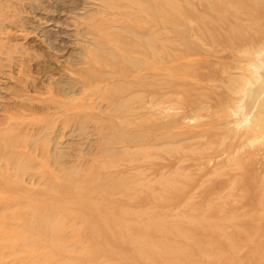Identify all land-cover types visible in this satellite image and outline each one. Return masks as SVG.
I'll return each mask as SVG.
<instances>
[{
    "label": "rangeland",
    "instance_id": "obj_1",
    "mask_svg": "<svg viewBox=\"0 0 264 264\" xmlns=\"http://www.w3.org/2000/svg\"><path fill=\"white\" fill-rule=\"evenodd\" d=\"M180 1L0 0V264H264V0Z\"/></svg>",
    "mask_w": 264,
    "mask_h": 264
},
{
    "label": "bare ground",
    "instance_id": "obj_2",
    "mask_svg": "<svg viewBox=\"0 0 264 264\" xmlns=\"http://www.w3.org/2000/svg\"><path fill=\"white\" fill-rule=\"evenodd\" d=\"M172 1H174V0H172ZM183 3H185V4H189V1L190 0H181ZM180 1V2H181ZM232 1H238L239 3H243V4H247L249 1H251V0H212V4H211V2H210V0H200V2H201V4L203 3V5L204 4H206L205 5V8H206V10L208 9V10H213L215 7H213V5L214 6H216L218 9H219V7H220V4L223 2V3H229V2H232ZM250 7V6H249ZM254 7H256V6H254ZM261 7V6H260ZM216 8V9H217ZM253 8V7H252ZM124 10V9H123ZM207 10V11H208ZM263 11V14H264V9H262ZM153 17H154V14H153ZM152 20H154L155 21V18H152ZM259 51V50H258ZM236 52V51H235ZM263 52H264V50H263ZM261 53V52H260ZM249 54V53H248ZM263 54V53H262ZM259 58V57H258ZM257 59V58H256ZM260 59V58H259ZM258 60V59H257ZM260 62V61H259ZM254 65V64H253ZM255 66V65H254ZM257 67H259V66H257ZM264 68V67H263ZM261 69V68H260ZM258 73V72H257ZM263 73V72H262ZM264 75V74H263ZM260 76V75H259ZM258 78V77H257ZM263 79H264V76H263ZM255 82H256V80H255ZM261 83V82H260ZM252 85V84H251ZM254 85V84H253ZM256 86V85H255ZM257 89H258V87H257ZM256 90V89H255ZM252 91H253V88H252ZM254 92H256V91H254ZM258 93L259 94H263L264 93V80L262 81V83H261V89H259V91H258ZM251 94V93H250ZM250 95H248L247 97H249ZM255 96V95H254ZM250 98V97H249ZM258 98V95H256L255 96V99H257ZM260 99H261V97H260ZM262 100V99H261ZM252 101H253V99H252ZM264 103V102H263ZM250 106H251V104H250ZM262 106H264L263 104H262ZM256 107H257V104H256ZM251 108V107H250ZM253 108V107H252ZM251 111V110H250ZM248 113V112H247ZM249 115V114H248ZM248 116H246V118H247ZM250 117V116H249Z\"/></svg>",
    "mask_w": 264,
    "mask_h": 264
}]
</instances>
